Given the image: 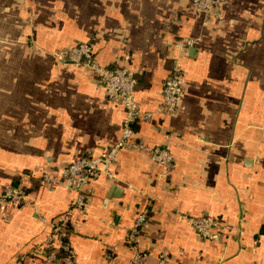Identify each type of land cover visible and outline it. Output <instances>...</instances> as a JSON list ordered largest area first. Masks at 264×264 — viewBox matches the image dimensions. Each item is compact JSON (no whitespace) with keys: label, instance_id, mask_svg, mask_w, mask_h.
Instances as JSON below:
<instances>
[{"label":"crops","instance_id":"1","mask_svg":"<svg viewBox=\"0 0 264 264\" xmlns=\"http://www.w3.org/2000/svg\"><path fill=\"white\" fill-rule=\"evenodd\" d=\"M191 0H0V189L23 180L33 205L0 219V264H37L49 221L74 198L37 174L120 137L124 110L96 77L53 53L88 38L103 66L127 63L143 111L160 104L173 61L182 96L172 114L134 124L136 141L165 148L167 168L139 149L118 151L72 214L76 264H129L125 242L136 214L144 264H264V0H224L203 17ZM196 37L178 54L175 42ZM44 51V52H43ZM129 54L125 62L123 55ZM28 172V173H27ZM212 215L220 238L200 239L183 218Z\"/></svg>","mask_w":264,"mask_h":264},{"label":"built area","instance_id":"2","mask_svg":"<svg viewBox=\"0 0 264 264\" xmlns=\"http://www.w3.org/2000/svg\"><path fill=\"white\" fill-rule=\"evenodd\" d=\"M223 1L191 0L190 8L195 14L202 16V19H206L214 14ZM197 42L198 38L196 37H184L175 42L174 47L180 55ZM53 57L59 62L70 63L90 71L105 89L107 98L119 103L124 110L121 135L104 153L98 156L85 155L64 163L59 170H44L36 175L42 188L65 183L74 193V198L67 209L49 221V229L43 241L46 252L37 264H76L75 252L68 238L72 214L84 209L90 194V183L98 176L103 175L111 182L117 181L116 174L111 167L118 151L139 149L145 152L153 163L167 168L172 165L173 157L165 148L150 147L134 139L133 124L137 121L150 120L156 112L172 114L176 111L182 96V68L177 60L173 61L171 72L160 91L159 106L154 111H143L135 98L137 85L135 71L127 63L113 66L100 65L95 59L92 38L60 49L53 53ZM123 58L125 62L128 61L129 54L125 53ZM27 188V184L21 180L17 184H6L0 189V219L9 217L13 210L33 205V202L28 198ZM183 218L200 239L215 241L220 238V230L223 229V225L216 217L204 215ZM146 219L145 209L139 211L127 231L125 242L132 252L129 264H144L137 238ZM165 260V253L159 251L156 264H165Z\"/></svg>","mask_w":264,"mask_h":264},{"label":"trees","instance_id":"3","mask_svg":"<svg viewBox=\"0 0 264 264\" xmlns=\"http://www.w3.org/2000/svg\"><path fill=\"white\" fill-rule=\"evenodd\" d=\"M83 41V40H82ZM135 124V123H134ZM133 124V126H134ZM28 173V172H27ZM19 182V180H16L13 184H17ZM31 188L28 186L27 190L29 191Z\"/></svg>","mask_w":264,"mask_h":264},{"label":"water","instance_id":"4","mask_svg":"<svg viewBox=\"0 0 264 264\" xmlns=\"http://www.w3.org/2000/svg\"><path fill=\"white\" fill-rule=\"evenodd\" d=\"M188 49H189V50H190V49H191V50H194V46H191V47H189Z\"/></svg>","mask_w":264,"mask_h":264}]
</instances>
